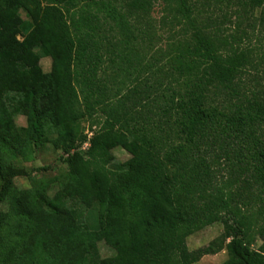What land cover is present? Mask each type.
Here are the masks:
<instances>
[{
	"label": "trees",
	"instance_id": "obj_1",
	"mask_svg": "<svg viewBox=\"0 0 264 264\" xmlns=\"http://www.w3.org/2000/svg\"><path fill=\"white\" fill-rule=\"evenodd\" d=\"M169 1L178 12H191L189 0ZM252 2L260 5L264 0ZM150 7L151 0H131L126 7L115 0H0L3 264H195L222 250L228 258L221 264H264V95L244 83L246 54L223 49L217 36L196 27L187 67L198 81L186 96L166 99L163 108L188 145L162 148L136 125L141 118L148 120L139 108L143 97L131 106L123 101L119 108L105 98L98 72L110 51L107 31L115 32L128 49L130 17L136 9ZM21 8L30 22L22 20ZM36 48L51 58L49 72L42 69ZM223 93L236 101H220ZM16 114L26 116V126L16 124ZM84 118L102 121V127L86 152H80L77 147L88 139ZM49 130L58 133L53 146L67 154L66 182L53 196L45 188L14 194V179L29 173L4 164L3 156L29 159ZM202 146L207 152L218 146L229 159L230 149L241 161L249 158L242 182L244 189H256L244 198L252 195L262 202L259 248L252 247L255 221L239 204L242 192L232 190L231 180L218 179L221 154L208 158L201 154ZM117 148L131 158L117 160ZM11 196L15 234L6 240L1 230L11 216L1 204ZM92 207H97L95 227L84 220V210ZM217 221L223 223V232L207 246L191 250L188 237ZM100 241L115 254L102 257Z\"/></svg>",
	"mask_w": 264,
	"mask_h": 264
},
{
	"label": "rangeland",
	"instance_id": "obj_2",
	"mask_svg": "<svg viewBox=\"0 0 264 264\" xmlns=\"http://www.w3.org/2000/svg\"><path fill=\"white\" fill-rule=\"evenodd\" d=\"M130 1L115 0L118 5L125 7ZM189 3L191 12L188 15L178 12L174 2L169 0H151L148 11L136 9L134 15L130 17L133 33L128 49L121 46L114 36L116 33L109 29L107 35L111 41L110 51L105 53L102 67L98 72L105 86V98L109 99L112 107L119 108L123 101L131 106L143 97L144 103L139 108L144 111L148 120L144 121L141 118L136 125L144 127L162 148L169 150L175 144H187L186 139H180L177 136L174 121L167 120L168 115L163 108L166 99L170 96L178 99L180 94L186 96L194 89L198 81L187 67L192 57L188 50L195 44L196 27H201L210 35L217 36L220 43L222 42L223 49L244 52L248 58L243 75L244 83L248 89L259 91L261 95H264V3L255 5L252 0H189ZM19 13L22 20L30 22L31 19L24 8H21ZM19 37L22 39V35ZM35 50L40 55L42 69L49 72L52 67L51 58L45 56L40 48ZM145 90L148 92L144 93ZM136 91L141 93L136 95ZM247 92L251 95V91ZM147 94L149 96L146 99ZM129 95H132V98L127 99ZM218 98L220 101H226L227 95L223 93ZM233 101L235 102L236 99ZM233 101L227 100L226 104ZM98 114L103 120V112L99 111ZM15 121L19 127L27 125L24 114H16ZM94 122L92 119L84 118L83 130L94 134L102 127V121ZM92 125L93 128H91ZM47 132L46 138L34 146L29 159L21 155L3 156L4 164H13L29 173L27 176L14 179V194L22 189L36 191L45 188L48 194L53 196L66 182L69 170L65 161L67 154L61 149H56L52 144V138L58 133L54 130ZM84 143L76 150L86 152L89 145ZM213 149L215 151L207 152L205 146H202L201 154L214 159L219 158L218 154H221L218 179L220 183L223 180H231L232 190L235 193L242 192L239 204L243 212L255 221V227L250 233L252 247L259 248L263 243L258 234V227L263 224L262 216L259 214L262 202L254 199L256 198L254 196L252 198V195L244 198L249 193L254 195L256 189H244L242 182L245 175L242 171L244 162L249 158H243L241 161L238 159L239 153L230 149L228 150L229 159L218 146ZM114 155L119 161L131 158V154L121 148L115 149ZM11 203L12 196L1 204V208L9 212L11 216L1 230L6 240L13 239L15 234ZM84 220L95 227L97 207L85 209ZM223 230L224 225L221 221L207 225L188 237V247L193 250L207 246ZM98 246L102 257L115 254V250L104 241H100ZM227 258L228 253L222 250L216 254L203 256L195 264H221ZM0 264H3L1 259Z\"/></svg>",
	"mask_w": 264,
	"mask_h": 264
},
{
	"label": "built area",
	"instance_id": "obj_3",
	"mask_svg": "<svg viewBox=\"0 0 264 264\" xmlns=\"http://www.w3.org/2000/svg\"><path fill=\"white\" fill-rule=\"evenodd\" d=\"M87 134H88V139H87V141L84 143V144H88L89 146H90V139H91V137L93 136V133H90V132H86ZM86 147V146H85Z\"/></svg>",
	"mask_w": 264,
	"mask_h": 264
}]
</instances>
